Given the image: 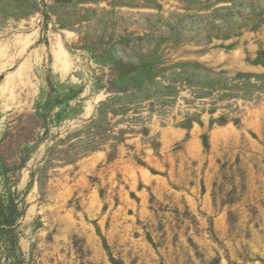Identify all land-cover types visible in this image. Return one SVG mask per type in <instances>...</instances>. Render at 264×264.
<instances>
[{"label": "rangeland", "instance_id": "rangeland-1", "mask_svg": "<svg viewBox=\"0 0 264 264\" xmlns=\"http://www.w3.org/2000/svg\"><path fill=\"white\" fill-rule=\"evenodd\" d=\"M35 32L0 100V264H264V0H0L8 54Z\"/></svg>", "mask_w": 264, "mask_h": 264}, {"label": "bare ground", "instance_id": "bare-ground-1", "mask_svg": "<svg viewBox=\"0 0 264 264\" xmlns=\"http://www.w3.org/2000/svg\"><path fill=\"white\" fill-rule=\"evenodd\" d=\"M33 36L36 37V32L32 35L16 36L13 43V46H15V52L10 54H8V49L11 48V46H0V57H5L6 61L2 68L12 67L15 60H24L26 58L25 62L17 68L16 71L9 73L5 77L0 86V100L5 101L6 108H9L14 102L16 104L24 102L18 94V90H23L24 88L29 89L33 86L30 76L33 61H40L41 59L39 50H34L32 55L29 54V50H31L33 46V38H35ZM64 36L70 40L74 37V33L68 30H63L61 34L55 35L50 50L53 57V69L61 76H67L73 69L72 56L65 47ZM32 57L33 60L31 59ZM102 97L103 96H99L98 98L101 99ZM90 113L91 106H88L84 116L88 117Z\"/></svg>", "mask_w": 264, "mask_h": 264}]
</instances>
